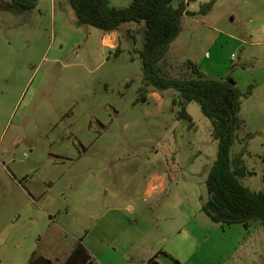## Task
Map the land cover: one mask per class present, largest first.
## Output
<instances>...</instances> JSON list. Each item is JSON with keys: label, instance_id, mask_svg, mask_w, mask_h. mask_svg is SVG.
<instances>
[{"label": "rangeland", "instance_id": "1", "mask_svg": "<svg viewBox=\"0 0 264 264\" xmlns=\"http://www.w3.org/2000/svg\"><path fill=\"white\" fill-rule=\"evenodd\" d=\"M180 1L187 13L159 75L189 76L190 61L234 81L241 125L228 156L241 153L252 174L239 181L264 192V0L171 4ZM141 26L116 30L114 55L67 0L0 8V264H29L34 250L59 263L78 240L101 264L144 254L149 243L173 247L181 264H219L235 246L238 255L220 264H264L263 224L212 229L201 211L190 216L206 198L217 142L195 101L184 107L190 123L177 117L173 88L138 100Z\"/></svg>", "mask_w": 264, "mask_h": 264}, {"label": "trees", "instance_id": "2", "mask_svg": "<svg viewBox=\"0 0 264 264\" xmlns=\"http://www.w3.org/2000/svg\"><path fill=\"white\" fill-rule=\"evenodd\" d=\"M74 12L76 22L101 30L103 33L116 31L122 24H141V48L138 51L141 67V85L138 100L145 101L148 89L173 88L177 99L172 103L180 107L178 118L190 117L184 107L195 101L199 110L211 126V135L217 142L214 159L208 169L205 183L206 198L200 210L221 226L239 223L247 228L250 222L264 225V192L251 191L241 184L239 177L252 174L244 168L241 153L229 159V147L235 130L241 122L237 117L241 92L234 81L227 77L215 79L206 77L196 65L187 61L189 76L169 78L159 75L157 62L163 57L169 42L179 31V17L186 14L184 2L172 6V0H128L124 7H114L108 0H67ZM36 0H0V8L14 7L29 10ZM211 3H206L201 12H206ZM119 52L115 45L113 54ZM187 74V75H188ZM162 252V251H159ZM152 258L148 262H152ZM176 262V261H175ZM29 264H100L78 240L67 257L61 262L38 255L34 250Z\"/></svg>", "mask_w": 264, "mask_h": 264}, {"label": "crops", "instance_id": "3", "mask_svg": "<svg viewBox=\"0 0 264 264\" xmlns=\"http://www.w3.org/2000/svg\"><path fill=\"white\" fill-rule=\"evenodd\" d=\"M117 39H118L117 31H110V32H107V33H102L103 45L108 47V48H114L116 43H117ZM159 185H160L159 186L160 189H162L163 188V184H161L159 182ZM150 187H152V185H150ZM200 211L201 210H200V207H199V209H197V210L195 209L194 212L191 211L190 212V216L191 217L192 216H197V217H199V220H200V215H199ZM201 213L204 216H206L202 211H201ZM209 222L210 223H205V219H202V221H201V223L203 225L208 226V227H210L212 229L221 228V225L219 223L212 222L210 219H209ZM257 224L259 225V223L257 221L250 222V226L252 225V226L255 227V226H257ZM250 226L248 227V229L250 228ZM238 232H239V230H238ZM245 232L246 231H244L243 228L242 229L240 228V234L239 235L244 234ZM243 239L241 240V242H243ZM204 240H205V238H204ZM244 245L245 244L243 243V246ZM244 250H245V248L241 249V251L239 249V254L241 252H244ZM159 251H162V252H159ZM255 252H256V247L253 248L251 253H253V255L255 256ZM189 254H192V253L189 252ZM233 255H235V256L238 255L237 246H235L232 250L228 251L226 253V256L223 258V260H221V262H225L229 257H231ZM149 258L153 259L152 262H148ZM171 260H173V264H181L186 259L183 256H179L176 253V251L174 250L173 247H171V249H170V248L166 247L165 245H163L161 247H158V246H156L153 243H149V244L145 245L144 254L143 253L142 254H137V255L136 254H131V255H128L127 258L126 257H122L121 259L116 260L113 264H170ZM96 261L98 263H100L98 260H96Z\"/></svg>", "mask_w": 264, "mask_h": 264}]
</instances>
